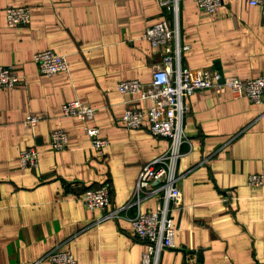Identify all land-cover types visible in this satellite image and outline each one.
<instances>
[{
    "label": "crops",
    "instance_id": "0c3cea01",
    "mask_svg": "<svg viewBox=\"0 0 264 264\" xmlns=\"http://www.w3.org/2000/svg\"><path fill=\"white\" fill-rule=\"evenodd\" d=\"M8 6L29 7V23L7 27ZM161 21L176 31L179 67L240 79L264 70V7L249 0H220L213 15L193 0H0V66L22 78L0 89V264H49L40 258L53 247L69 249L78 264L140 263L144 245L127 219L135 207L96 222L99 212L77 196L108 182L110 206L124 204L140 167L168 148L145 120L137 129L122 126L123 110L144 112L151 101L115 89L122 80L150 81L159 51L141 35ZM43 50L62 55L68 72L39 74L31 56ZM71 100L95 108L88 124L107 142L101 155L81 121L60 116ZM187 104L175 165L180 199L168 211L172 247L157 264H264V188L246 186L248 174H264V97L251 104L202 90ZM27 114L42 118L26 128ZM55 129L66 135L61 151L49 148ZM29 146L39 152L37 166L23 169L17 155ZM226 190L237 199L223 203ZM156 202L143 198L139 211H153Z\"/></svg>",
    "mask_w": 264,
    "mask_h": 264
},
{
    "label": "built area",
    "instance_id": "2783aa9c",
    "mask_svg": "<svg viewBox=\"0 0 264 264\" xmlns=\"http://www.w3.org/2000/svg\"><path fill=\"white\" fill-rule=\"evenodd\" d=\"M198 10L205 15H213L220 0H193ZM250 5L264 7V0H249ZM4 20L7 27L25 26L29 23L30 8L27 6L4 8ZM150 48L159 51V63L151 72L150 81L144 86L135 79L122 80L116 83L118 93L126 96L138 95L139 99H149L151 105L142 112L137 108H126L119 117V122L126 130L140 128L147 123L149 134L157 138H166L168 148L162 154L142 165L137 173L130 199L124 204L111 207L109 204L110 186L103 182L95 188L83 190L78 201L87 210H97L96 222L118 219L121 212L135 207V212L128 217L134 238L144 245L139 264H157L159 253L172 247L174 228L168 217L169 208L179 203L180 192L177 182L181 175L175 174V165L181 156L179 147L184 141L181 122L189 108L187 101L194 93L211 90L216 95L228 92L231 98H245L251 104H260L264 97V70L257 77L240 79L224 76L217 70L179 67L177 64L178 48L176 31L170 29L163 21L146 27L141 35ZM172 40L174 45H172ZM31 61L41 75L67 73L65 58L51 50L32 54ZM175 64V65H174ZM22 84V78L12 66H0V89L11 90ZM95 108L78 100L63 102L59 107L62 117H72L83 123L82 130L90 140V148L101 155L107 142L99 137V130L88 122L95 115ZM42 117L27 114L22 124L31 128ZM66 145V135L61 129L49 134V148L61 151ZM39 152L33 146L21 149L17 155L20 168L33 169L37 166ZM246 186L251 189L264 188V174H248ZM157 197L153 211L140 212L139 202L143 198ZM237 197L230 190L224 191L221 201L228 203ZM40 260L49 264H78L70 250L53 247Z\"/></svg>",
    "mask_w": 264,
    "mask_h": 264
},
{
    "label": "trees",
    "instance_id": "16d2710c",
    "mask_svg": "<svg viewBox=\"0 0 264 264\" xmlns=\"http://www.w3.org/2000/svg\"><path fill=\"white\" fill-rule=\"evenodd\" d=\"M95 188V187H94Z\"/></svg>",
    "mask_w": 264,
    "mask_h": 264
}]
</instances>
